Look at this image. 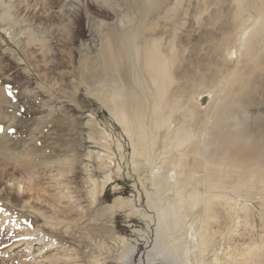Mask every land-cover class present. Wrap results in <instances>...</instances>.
Wrapping results in <instances>:
<instances>
[{"label": "rangeland", "instance_id": "obj_1", "mask_svg": "<svg viewBox=\"0 0 264 264\" xmlns=\"http://www.w3.org/2000/svg\"><path fill=\"white\" fill-rule=\"evenodd\" d=\"M140 1L0 0V92L4 97L0 102V166H6L23 189L12 190L8 177L0 182V264H97L96 260L99 264H131L130 258L138 260L153 255L158 240L157 206L161 207L164 197H175L171 189L179 186L171 185L174 179H185L176 175L175 166L181 155L174 146L159 154L163 139L168 132L173 135L180 125L192 126L194 131L202 123L203 130L207 112L214 113L211 121L208 119L211 127L214 117L223 113L224 119L231 121L242 110V103H246V108L254 110L253 116L256 115V130L261 134L259 154H264V42L254 50L256 57L246 73L247 67L238 62L241 60L238 52L242 49H237L239 29L254 28L264 21V0H260L261 12L251 5L245 6L244 14L249 19L244 26L235 17L233 0L162 3L158 10L162 12L155 13L152 34L157 32L163 41L172 38L176 54L169 93L174 100L180 99L178 106H181L171 112L169 130L167 125L154 130L150 117L152 88L130 49L126 53V65L133 70L129 80L138 94L132 100L134 108L145 110V140L148 142L152 133L158 134L154 149L147 148V160L143 157L145 152L132 154L130 138L105 104L111 89L122 82L121 70L104 62L106 58L100 46L110 31L123 27L129 30L140 24L142 16L136 10ZM67 2L80 4V14L73 22L63 16L64 10L61 13L58 10ZM167 5L171 11L162 17ZM149 21L147 18L146 23L139 25V36L132 39L135 44H143L147 33H143L142 27ZM226 48L232 50L230 55H224ZM201 88L204 94L196 96ZM211 130L219 139V130L213 125ZM101 131L107 134L112 157L109 163L112 178L102 192L103 172L96 158L103 149L98 139ZM191 141L184 143L179 151L187 150ZM219 142L210 156L218 153ZM199 149L204 152L203 146ZM193 156L187 157L188 167L195 168L198 176L206 180L203 167L210 163L205 157ZM23 160L30 163V175L17 164ZM251 161L253 166L254 160ZM214 163L211 167L216 171L215 176L217 170L224 172L223 165L220 166L222 160ZM262 168L259 172L264 174V165ZM218 178L217 175L215 179ZM242 180L245 185L253 182L251 177ZM256 180L255 189L260 195L253 196L256 190L252 188V197L239 200L232 221L224 216L226 209L220 207L219 200H208L206 205L212 206L215 218H207L201 202L192 209L184 207L189 209L187 224L192 222L195 230L202 226L210 234L216 232L201 261L192 253L187 258L183 256L180 246L183 235L177 232L176 264L243 262V256L237 255L243 249V242H261L264 232V184ZM152 184L161 186L155 200L153 194L148 195L158 190ZM5 187L7 193L3 191ZM244 202L254 229L242 226L244 212L240 208ZM236 221L240 232H251L233 236L230 229ZM51 254L61 258L53 259L56 261L53 263L48 260L53 257L48 258Z\"/></svg>", "mask_w": 264, "mask_h": 264}, {"label": "bare ground", "instance_id": "obj_2", "mask_svg": "<svg viewBox=\"0 0 264 264\" xmlns=\"http://www.w3.org/2000/svg\"><path fill=\"white\" fill-rule=\"evenodd\" d=\"M233 1L235 3V17L237 20H239V23H241L242 25L249 19V16H246L244 14V8L246 5L253 6L259 12H261L263 8V5L261 4L260 0H233ZM164 2L165 0H143L137 4L136 10H138V13L140 14V16H142V18H140L139 25H142L147 18L148 19L150 18V21L147 24H144V27H142L144 31L143 33L145 32L147 33L144 36L143 44L140 45V44H135L133 42L134 41L133 38L139 36L140 33L139 27L141 26L137 24L135 25L136 27L130 28L129 30L124 29L123 27L116 30V32H111V31L109 33L107 32L108 33L107 38L103 41V43L100 46L101 53H103L106 58V59L104 58L105 59L104 62L108 65L113 66V69L115 70H117V68H120L121 76L120 75L119 76L121 77L122 80L121 84L111 89V92L107 95L108 99L105 102V104L106 106H108V110L112 114L114 119L122 126L124 132L130 138V142L132 146V154L136 153L142 155L145 152V155H143V157H145L146 160L148 159L147 148L148 150L154 149L158 138V134L152 133L151 136L148 138V142L145 140V137L147 136L144 127L145 110L143 109V107H141V109H139V107L134 108V104L132 100L138 94L135 91V85H133L134 83L132 82L131 79L129 80V76H132L131 71L133 70L132 68H129L128 65H126L127 64L126 53L130 51V49H132L134 53V57H136L137 60L136 63H139L138 67L140 68L141 71H143L146 74L147 76L146 78H148V81L150 82L151 85L150 87L152 88V93L150 95H152V100H153L152 105L150 107L151 108L150 117L152 118V127L154 128V130H158L161 127H163V125H167L168 126L167 129L169 130L171 125L170 124L171 112L174 111L175 108L177 107L180 108L181 106V105L178 106L179 103L178 100L180 99L174 100L172 98V95L169 93V88L171 87V84L174 81L172 65L174 63L176 53H174L172 38L163 41V37L158 36L157 32L156 34H152V32L154 31L155 15L161 11L160 10L158 12L159 8L163 6ZM79 8H80L79 3L67 2L60 5V9L58 10H60V13L64 10L63 16L67 18V21L70 20L71 22H73L74 19L78 18L80 14ZM164 9L166 10L163 12L162 17H167L171 11V7L170 6L168 7L167 5V8L165 7ZM99 22L102 23L104 21L102 19H99ZM238 32L240 34V39L237 49L238 50L242 49L241 51L238 52V55L241 56V60L238 59V62L240 63V66L242 65L243 67H247L244 72L246 73L251 68L250 62H252L256 57V55H254L255 54L254 50L261 42H264V21H261L257 27L255 25L254 28L252 26H245L243 28H240ZM231 51L232 50L226 48L224 55L225 54L230 55ZM238 75H242V74L238 73ZM134 78L136 79V77ZM239 79H241V76L239 77ZM202 88L201 91H199L200 89H197L199 93L197 91L196 96L201 97L204 94V92H202ZM191 90L192 89L188 91L191 92ZM3 100L4 97L0 92V102H2ZM242 104H243L242 110L237 111L236 115L232 118L231 121H227L226 119H224L223 113H220L218 118L215 117L213 118V120L215 121L212 122L211 124L219 130L220 132L219 139H217L216 133L213 130H211L212 125L211 127H209L210 124L208 125V122L211 121L210 119L211 115L214 114L210 112L206 113V118L210 120L208 121L207 119L205 121L204 123L205 125L203 124L204 125L203 130L200 128L202 124L201 122H199L201 123L199 124L200 125L199 128L197 127L198 129L194 131L192 129L193 128L192 126L191 127L189 126L188 128H184V127L182 128L180 125L177 127L175 126L176 128L174 129L175 131L173 135H170V133L168 132V134L164 137L163 139L164 143H162L163 148L161 151H159V154L163 153L166 150V148H169V146L170 147L174 146L177 149V152L181 155L180 160L178 159L179 161L175 166L177 167L176 175L183 176L185 177V179L183 181L181 179H174L173 180L174 183H171V185L174 184L179 186V187H175V189H171L173 190V194H174L173 196L175 197L167 198L166 196L164 197V202L161 205V207L159 205L157 206V214L159 218L158 227H157L158 240L156 239L155 241L153 255L147 256L145 258H139L138 260H133L134 258H130V260H132L131 264H176V261L178 260L177 259L175 260V257L179 253L177 248H175V245L179 243V238H177L175 235L177 232H180L181 237L183 235L182 237L183 242L180 244L182 249V254H184L183 256L184 257L186 256L185 258H187V256H189V254L192 253L193 255L195 254L194 256L201 261L205 251L208 250L207 244L210 242V239H212L216 231H214L213 234H210L208 233V228L206 227L200 226L198 230H195L194 226L192 225V222L191 223L189 222L190 224H187L186 217L189 209H192L201 202L204 205V212L207 213V218H215L216 212L213 210L212 206L208 208L206 205L208 204V200H214V201L219 200L220 207L221 208L225 207L226 209L223 210L224 216H226L232 221L234 220V218H236L233 216L234 215L236 216L238 210L236 207V203H238L239 200L241 199L244 200L246 199V197L250 198L252 197V195L258 196L257 194H259V191L255 189L257 188L256 185L257 182H255V179H257L260 183L264 184V174H261L259 172L260 168H262V166L264 165V158L262 157L264 156V154L263 153H261L263 155L259 154L260 152L259 142L261 140L260 139L261 134H259V132H257L258 130H256L257 122H254L256 116V115L253 116L254 110H250V109L248 110L246 108L247 104L246 103H242ZM190 113L192 114V112H190L189 110V114ZM185 115L186 114H184V116ZM98 139H100L101 146L103 147L101 152L97 153L96 155V158L98 160V167L103 172V183L100 185V190L102 192L105 183L107 181H110V178H112V173H111L112 171H110V169H112V166L109 164L111 163L112 157H110V151H111L110 142H108L106 132L101 131V134ZM190 140H192L190 142L191 146L188 145L189 147H187V150L180 152L179 150L181 146ZM218 140H220L219 142L220 146L218 148L219 151L217 154L215 152L213 153L214 154L213 156L212 155L210 156V152H212V149L215 148L216 146L215 144L218 143ZM200 145L203 146V150H204L203 153L200 152L199 149ZM118 149H120V146L118 147ZM223 154H227L226 157H223ZM188 155H194L193 156L194 158H196V156L203 158L205 157L206 160H208L210 166H208V164L206 163L205 166L203 167V171H204L203 177L206 180H203V178H200L198 176V172L195 170V168L190 169L188 167V161H189V159L187 158ZM88 158L90 157L88 156ZM106 159L107 162L105 161ZM217 159L222 160L224 164L222 163L220 164V166L223 165L225 170L224 172H220L217 170L218 172L217 175L220 178L215 179L217 175L215 176L214 173L216 171L211 167L212 166L211 164H215L214 162ZM251 160H254L253 166L251 165L253 162ZM233 161L234 163H231ZM17 164L22 167L23 172L30 175L31 169H29L28 167L30 163H27V160H23L21 162L17 161ZM238 165L240 169L238 168ZM199 167H197L196 169H199ZM87 169L88 171H91L89 167ZM116 169L119 170L118 164ZM220 173L221 175H219ZM6 177H8L7 181H9L10 184L12 185L11 187L12 190L14 188L16 189V187L18 188V190L20 189L23 190L22 187L18 184L16 177L13 176L12 173L9 174L7 172L6 166L1 165L0 182L2 179ZM228 177H231L232 179H228ZM246 177H251V179H253L252 180L253 182L252 183L247 182L248 183L247 185H245L246 183H243V180L242 182H240L242 178H246ZM246 180L248 181V179ZM233 181H237V182L232 183ZM152 185L155 186L156 184L155 185L152 184ZM168 185L170 186V184ZM155 187L157 188L158 186ZM160 187L161 186L158 187V190L156 192H152V193L148 192V195L153 194L152 195L153 200L157 199V196L160 194V189H159ZM252 188L256 190L255 192H253L254 194L251 192ZM3 191L6 193L8 192L6 187L4 188ZM92 192L95 193L96 189L93 188ZM245 203L246 202H244L242 207L240 208L244 212V221L242 223V226L244 228L250 226L252 229H254V226L250 221L248 207ZM184 207H187L189 209L186 208L184 210ZM210 211H214V212L212 213ZM214 215L215 217H213ZM237 223L238 222L236 221V224H234V226L231 227L230 229L231 234L233 236L239 237L241 236V234L244 235V232L245 233H249V231L251 232V230H248L247 232L246 231L240 232L239 228L236 229ZM182 229L184 232L183 231L181 232ZM262 235L263 236L261 238V242H256V241L243 242V249L238 250L237 255L239 257L243 256L242 259L244 260L242 263L239 264H255V263L264 264V232L262 233ZM125 240L126 238L123 239V241ZM187 240L189 243L186 242ZM196 244L198 246L197 248H196ZM139 250H141V248ZM130 252L131 249L130 248L127 249L126 251L127 257H129ZM60 256L59 258H61ZM50 257L51 259H48L50 261L53 259L56 260L59 259L56 258V256H54L53 254H51L48 258ZM216 259L217 258L215 255L213 260L216 261ZM51 262L54 263L56 261L53 260ZM96 262L97 264H99L97 260Z\"/></svg>", "mask_w": 264, "mask_h": 264}, {"label": "snow or ice", "instance_id": "obj_3", "mask_svg": "<svg viewBox=\"0 0 264 264\" xmlns=\"http://www.w3.org/2000/svg\"><path fill=\"white\" fill-rule=\"evenodd\" d=\"M11 131V130H10Z\"/></svg>", "mask_w": 264, "mask_h": 264}]
</instances>
